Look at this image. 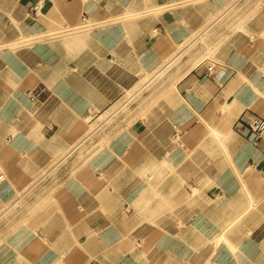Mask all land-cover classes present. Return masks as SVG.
<instances>
[{
	"label": "crops",
	"instance_id": "obj_1",
	"mask_svg": "<svg viewBox=\"0 0 264 264\" xmlns=\"http://www.w3.org/2000/svg\"><path fill=\"white\" fill-rule=\"evenodd\" d=\"M254 117L264 0H0V264H264Z\"/></svg>",
	"mask_w": 264,
	"mask_h": 264
},
{
	"label": "rangeland",
	"instance_id": "obj_2",
	"mask_svg": "<svg viewBox=\"0 0 264 264\" xmlns=\"http://www.w3.org/2000/svg\"><path fill=\"white\" fill-rule=\"evenodd\" d=\"M162 78L163 77H159L158 79L159 80H162ZM157 81V80H156ZM158 84H164L165 85V83H163L162 81H160V83H158V82H152V83H148V84H146V81H145V85H144V88H143V91H142V93L140 94V96L142 95V94H144V95H146L147 93H149V91H151L152 90V88L153 87H155L156 86V88H157V85ZM142 99V96L141 97H137V98H133V99H127L126 100V98L124 97V98H121V99H118L114 104H113V106H112V109L113 110H115V109H119V107L123 104V105H125L126 107L122 110V111H126L127 110V108L128 107H131V106H134V105H136L137 104V102H139L140 100ZM143 100V99H142ZM127 103V104H126ZM120 114H121V112L120 111H118L115 115H114V117L111 119V120H109V121H107V124H106V126L107 125H109V123L110 122H113L115 119H118L119 118V116H120ZM106 116H108V115H106ZM106 116L105 115H103V116H101L99 119H97L94 123H92V125H91V130H96L97 132H100V131H102V130H104V127H105V120H104V118H106ZM96 132V133H97Z\"/></svg>",
	"mask_w": 264,
	"mask_h": 264
},
{
	"label": "built area",
	"instance_id": "obj_3",
	"mask_svg": "<svg viewBox=\"0 0 264 264\" xmlns=\"http://www.w3.org/2000/svg\"><path fill=\"white\" fill-rule=\"evenodd\" d=\"M39 10L38 3H35L31 7V12L35 16ZM212 69V65L206 67V75H209ZM243 128L246 129L247 138L251 145L257 146L264 134V118L254 117L249 121L243 123Z\"/></svg>",
	"mask_w": 264,
	"mask_h": 264
}]
</instances>
